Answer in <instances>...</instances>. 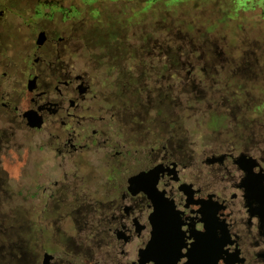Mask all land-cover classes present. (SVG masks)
Listing matches in <instances>:
<instances>
[{
  "label": "flooded vegetation",
  "instance_id": "1",
  "mask_svg": "<svg viewBox=\"0 0 264 264\" xmlns=\"http://www.w3.org/2000/svg\"><path fill=\"white\" fill-rule=\"evenodd\" d=\"M104 2L0 0V264H264L256 48Z\"/></svg>",
  "mask_w": 264,
  "mask_h": 264
},
{
  "label": "rangeland",
  "instance_id": "2",
  "mask_svg": "<svg viewBox=\"0 0 264 264\" xmlns=\"http://www.w3.org/2000/svg\"><path fill=\"white\" fill-rule=\"evenodd\" d=\"M104 11L116 12V9H129V32L150 31L157 29L154 21L164 20L173 25V31L181 33L184 46H200L206 39H217L221 47L246 44L256 48L255 69H261L256 76L232 78L245 86L240 93L255 97H264V0H129V2L109 3ZM110 13V12H109ZM188 35V36H186ZM227 56V55H225ZM242 55H230L234 62H243ZM225 83L226 76L218 78ZM237 89V87L232 88ZM205 107V106H204ZM206 111V108L203 109Z\"/></svg>",
  "mask_w": 264,
  "mask_h": 264
},
{
  "label": "water",
  "instance_id": "3",
  "mask_svg": "<svg viewBox=\"0 0 264 264\" xmlns=\"http://www.w3.org/2000/svg\"><path fill=\"white\" fill-rule=\"evenodd\" d=\"M138 172H140V171H138ZM138 172H137V173H138ZM156 212H158V210H157Z\"/></svg>",
  "mask_w": 264,
  "mask_h": 264
}]
</instances>
